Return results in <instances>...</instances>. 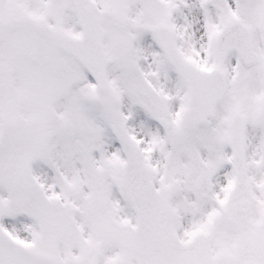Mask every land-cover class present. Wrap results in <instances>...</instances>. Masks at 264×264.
Masks as SVG:
<instances>
[{"label": "snow or ice", "instance_id": "1", "mask_svg": "<svg viewBox=\"0 0 264 264\" xmlns=\"http://www.w3.org/2000/svg\"><path fill=\"white\" fill-rule=\"evenodd\" d=\"M0 264H264V0H0Z\"/></svg>", "mask_w": 264, "mask_h": 264}]
</instances>
